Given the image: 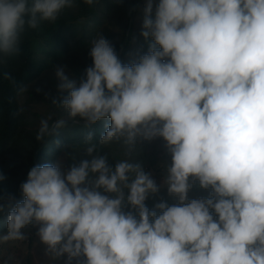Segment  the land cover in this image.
Returning <instances> with one entry per match:
<instances>
[{
  "label": "clouds",
  "instance_id": "1",
  "mask_svg": "<svg viewBox=\"0 0 264 264\" xmlns=\"http://www.w3.org/2000/svg\"><path fill=\"white\" fill-rule=\"evenodd\" d=\"M72 6L0 0V61L19 54L26 28ZM141 36L151 43L131 64L98 35L79 82L58 67V90L68 94L52 103L67 117L41 120L36 139L68 120L107 121L99 144L122 142L131 157L162 138L171 156L163 184L141 162L111 166L89 132L88 159L33 166L23 199L0 203V243L25 240L31 226L65 264H264V0H145ZM196 182L207 197L189 199ZM161 187L177 203L150 210L145 202Z\"/></svg>",
  "mask_w": 264,
  "mask_h": 264
},
{
  "label": "trees",
  "instance_id": "2",
  "mask_svg": "<svg viewBox=\"0 0 264 264\" xmlns=\"http://www.w3.org/2000/svg\"><path fill=\"white\" fill-rule=\"evenodd\" d=\"M139 1L98 0L95 5L89 6L84 0H73V6L64 9L56 21L42 22L38 29L26 28L21 37L19 54L0 61V175L4 177L0 180V197H3L0 203L6 205L9 196L15 200L23 199L20 185L27 179L28 171L33 166L60 163L63 158L71 166L74 159L76 162L88 159L84 151L89 143L85 139L89 132L93 133L90 143L98 145V151L107 155L111 166L124 159L141 162L145 172L151 174L157 185L163 184L166 167L160 166V160L168 153L163 154L164 146L154 139L142 141L128 157L122 142L100 145L99 137L107 121L86 127L83 121L68 120L58 134L46 138L42 143L36 139L41 120L49 119L51 123L67 117L61 107L52 103L53 98L59 100L67 96L66 91L61 92L56 87L42 94L31 89L43 73L62 63L71 72L83 76L85 69L93 63L89 51L91 41L98 35L105 36L112 43L125 64L137 61L140 55L148 51L149 44L142 42L133 59L128 58L134 41L132 24ZM5 73L11 79H5ZM33 105L41 107L40 111L31 112L29 106L34 108ZM188 196L189 199L203 197L198 182L190 189ZM161 201L169 205L177 203L174 197L168 195L166 187L150 195L145 203L152 210ZM6 220L7 208L0 212V234L6 231ZM22 231L26 234L25 240L0 243V264H65L66 257L54 259L46 253V246L39 241L35 227L29 226ZM22 245L25 246L23 254L20 249ZM17 252L19 255L16 257ZM83 259L74 260L72 264H83Z\"/></svg>",
  "mask_w": 264,
  "mask_h": 264
},
{
  "label": "rangeland",
  "instance_id": "3",
  "mask_svg": "<svg viewBox=\"0 0 264 264\" xmlns=\"http://www.w3.org/2000/svg\"><path fill=\"white\" fill-rule=\"evenodd\" d=\"M155 2H158V0H155ZM145 5V0H141L138 2L137 5V12L134 16L135 20H134V24L133 25V32H134V41L131 44L129 53H128V58L130 60L133 59L134 57V53H136V51L139 49V45L140 43H147L150 44L151 43V39L149 38L148 40H145L142 36H141V30H142V20H143V8ZM58 67H62L65 71V74L69 76L70 79H75L77 82H79V79L82 77L77 73L71 72L70 70L67 69V67H65L62 63H58L55 64L52 69L46 71L45 73H43V75L41 76V78L38 80V82H36V84L31 86V89L39 92V93H47L52 91L54 88L58 87L60 81L58 80L57 76H56V70ZM34 108L30 107L31 112H37L40 111L41 107L37 106V105H33ZM155 142L159 141V144L161 146H164V150H163V154H165L167 152V148L165 146V141L162 138H154ZM171 163V156L169 153H167L166 156H163L160 160V166L163 167H167L169 164ZM62 167H69V162L66 159H62L59 163ZM201 188H200V193L201 196L203 195V197H207L209 195V191L210 190H202L201 192ZM17 243H15L16 245ZM20 249H22L21 254H23L25 252V246H21ZM18 253V252H17ZM19 255L16 254V257ZM15 257V258H16Z\"/></svg>",
  "mask_w": 264,
  "mask_h": 264
}]
</instances>
